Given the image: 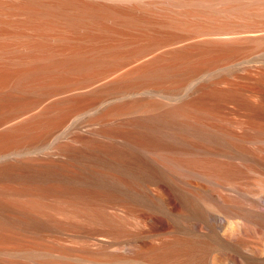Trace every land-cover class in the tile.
I'll list each match as a JSON object with an SVG mask.
<instances>
[{
  "label": "rangeland",
  "instance_id": "obj_1",
  "mask_svg": "<svg viewBox=\"0 0 264 264\" xmlns=\"http://www.w3.org/2000/svg\"><path fill=\"white\" fill-rule=\"evenodd\" d=\"M204 37L149 49L105 77L43 97L31 111L98 87L135 62ZM223 37L237 38L243 61L206 69L191 80L179 65L159 64L162 72L150 74L154 90L148 93L87 91L77 100H98L91 110L70 116L48 132L36 153L22 147L13 154L12 170L0 160V239L13 232V257L0 262L46 264L26 259L17 249L19 239L32 233L60 256L39 259L61 264H264V132L250 135L240 126L249 120L247 114L264 123V26ZM228 50H220L226 52L225 59ZM215 57L213 52L200 63L208 67ZM17 92L24 94L13 81V95ZM156 100L163 109L154 107ZM250 100L255 104L246 103ZM148 102L150 106H140ZM109 108L113 111L104 114ZM175 110L176 119L183 113L216 121L224 130L201 133L177 125L154 134L142 125L153 119L150 116L167 117ZM18 113L2 127L19 119ZM56 116L57 111H46L39 117L54 122ZM143 134L151 136L149 143H138ZM184 135L202 147L192 148ZM13 144H21L17 135ZM124 177L135 182L137 190L117 179ZM29 199L72 202L92 216L78 218L75 225L27 224L22 221L23 203ZM196 212L201 213L197 224L185 227L196 221ZM156 216L166 223L156 222Z\"/></svg>",
  "mask_w": 264,
  "mask_h": 264
},
{
  "label": "bare ground",
  "instance_id": "obj_2",
  "mask_svg": "<svg viewBox=\"0 0 264 264\" xmlns=\"http://www.w3.org/2000/svg\"><path fill=\"white\" fill-rule=\"evenodd\" d=\"M261 26H264V0H0V160L12 170L13 154L22 147L36 153L37 143L48 132L70 116L91 110L98 100H77L80 98L77 96L87 91L148 93L154 90L150 74H161L160 65H179L189 73L191 80L195 78L193 75L206 69L216 70L243 61L244 57L238 51L240 46L235 42L237 38L223 35ZM200 36L205 37L135 62L98 87L59 97L31 111L43 97L63 90L71 91L84 82L105 77L117 66L126 64V60L130 63L132 58L145 55L149 49ZM224 48L229 49L226 59L223 57L226 52H220ZM213 52H216L215 60L210 66L203 67L201 59H210ZM166 54L172 61L165 57ZM188 62H191L190 69ZM13 81L24 94L13 95ZM69 99L71 103L63 106V101ZM156 102L154 107L163 109L162 102ZM149 103L140 106L148 107ZM246 103L255 104L252 100ZM46 111H57L54 122L39 117ZM112 111L113 108H109L104 114ZM16 113L21 117L2 127ZM177 113L179 110L167 117L150 116L153 119L142 125L154 134L177 125L201 133L224 130L216 121L192 119L184 117L183 113L181 119H176ZM247 116L249 120L240 122L243 130L252 133L250 135L264 132V123L251 120L250 114ZM16 135L21 144H13ZM184 137L185 143L192 148L202 147L193 138ZM150 139V135L143 134L138 143L146 144ZM117 179L126 188L137 190L132 180ZM88 181L93 182L91 185L99 183ZM155 196L161 198L160 193ZM8 206L13 212V200L8 201ZM23 208L22 221L27 224L75 225L79 223L78 218L92 216L68 201L29 199L23 203ZM200 217L201 213L196 212V221L186 222L185 227L197 224ZM155 221L166 223L160 216H156ZM0 240V258L13 257V232ZM17 249L23 251L26 259L36 263L61 264L60 261L39 259L60 256L55 255L54 247L37 234L20 238Z\"/></svg>",
  "mask_w": 264,
  "mask_h": 264
}]
</instances>
